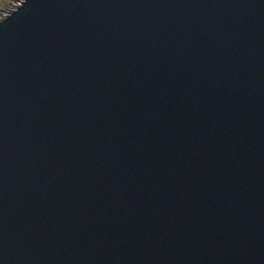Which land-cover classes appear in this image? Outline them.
<instances>
[{
	"label": "water",
	"instance_id": "obj_1",
	"mask_svg": "<svg viewBox=\"0 0 264 264\" xmlns=\"http://www.w3.org/2000/svg\"><path fill=\"white\" fill-rule=\"evenodd\" d=\"M2 16L0 264H264V0Z\"/></svg>",
	"mask_w": 264,
	"mask_h": 264
},
{
	"label": "rangeland",
	"instance_id": "obj_2",
	"mask_svg": "<svg viewBox=\"0 0 264 264\" xmlns=\"http://www.w3.org/2000/svg\"><path fill=\"white\" fill-rule=\"evenodd\" d=\"M16 0H0V15L6 13L15 4Z\"/></svg>",
	"mask_w": 264,
	"mask_h": 264
},
{
	"label": "built area",
	"instance_id": "obj_3",
	"mask_svg": "<svg viewBox=\"0 0 264 264\" xmlns=\"http://www.w3.org/2000/svg\"><path fill=\"white\" fill-rule=\"evenodd\" d=\"M19 1H20V0H16V1H15V4H13V5H14L13 7H15V6L19 3ZM11 8H12V7H11ZM6 13H7V12H6ZM6 13H3V14L6 15ZM2 17H3V16H2V14H1V15H0V18H2Z\"/></svg>",
	"mask_w": 264,
	"mask_h": 264
}]
</instances>
